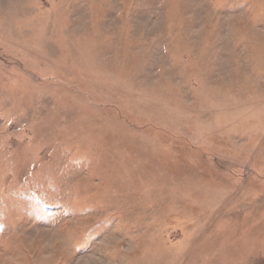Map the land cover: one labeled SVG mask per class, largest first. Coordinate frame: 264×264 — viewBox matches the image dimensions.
<instances>
[{
    "label": "rangeland",
    "instance_id": "obj_1",
    "mask_svg": "<svg viewBox=\"0 0 264 264\" xmlns=\"http://www.w3.org/2000/svg\"><path fill=\"white\" fill-rule=\"evenodd\" d=\"M0 264H264V0H0Z\"/></svg>",
    "mask_w": 264,
    "mask_h": 264
}]
</instances>
